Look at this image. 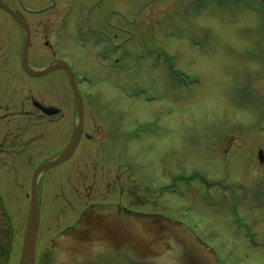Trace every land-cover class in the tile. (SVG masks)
I'll return each instance as SVG.
<instances>
[{
    "label": "rangeland",
    "instance_id": "374dc122",
    "mask_svg": "<svg viewBox=\"0 0 264 264\" xmlns=\"http://www.w3.org/2000/svg\"><path fill=\"white\" fill-rule=\"evenodd\" d=\"M194 1H135L136 10L143 7L140 26L121 69L97 64L100 49L91 42L75 38L77 44L61 48L62 55H72L68 59L84 80V103L92 108L84 114V135L72 161L45 173L42 201L51 199L52 207L43 212L35 264H42L51 237L69 217L88 203L120 201L138 213L197 225L220 264H264V9L253 0H198L199 11L188 10ZM38 37L35 49L42 45ZM22 42L18 29L13 43L21 49ZM44 63L35 60L34 66ZM9 72L10 87L0 92L12 116L9 126L22 121L14 115L19 104L34 109L32 99L63 109L57 121L73 120L65 76L26 82L16 60ZM71 108L65 117L64 109ZM54 125L46 124L43 157H32L21 176H1L7 184L3 205L17 236L13 253L1 254L0 264L18 263L31 173L62 141V129L54 133ZM6 129L14 128L1 133ZM55 184L73 202L68 207L58 203L62 193ZM234 216L247 226L246 235Z\"/></svg>",
    "mask_w": 264,
    "mask_h": 264
},
{
    "label": "flooded vegetation",
    "instance_id": "af4514ba",
    "mask_svg": "<svg viewBox=\"0 0 264 264\" xmlns=\"http://www.w3.org/2000/svg\"><path fill=\"white\" fill-rule=\"evenodd\" d=\"M127 1L129 3H127ZM135 1L137 0H4L5 3L20 10L27 23L29 24L31 39L28 58L31 66L35 69H42L48 67L51 63L57 60H63L71 66L73 72L76 75L78 86L84 80L80 77L77 69L68 59L71 58L72 55H62L60 53L61 48L70 47L77 44L75 38L80 40L79 42H91L94 44L95 48L100 49V52L96 54L97 56L95 58L97 64L102 65L103 68H105V66L108 67L111 64L113 67L112 69H121L119 67L123 66L124 59H126V57L128 56L126 52L127 43H129L134 36L136 37V27H138V25L140 26L139 15L143 7H140L136 10V8L134 7V4H136ZM153 1L156 0H151L150 3L152 4ZM196 1L198 0H195L192 3L190 9L188 7L187 9L190 11H199V6L196 4ZM253 2L262 4V7H260V9H264V0H253ZM134 9L136 10V15H134L133 19H129V16L132 15L131 13L135 11ZM37 26L41 29L40 32H37L35 30ZM18 29L23 37L21 49V46H16L13 43L14 36L18 33ZM36 33L38 36H40V38L38 37V40L40 39L42 45L38 44V48L36 47L35 49V46L33 47V41H36ZM126 33L128 34V36H125ZM25 36L26 34L24 30L16 21V19L7 10L0 7V92L4 93V91H7L10 87V77L12 76V74L11 72H9V65H11L13 61L16 60L21 64V79L26 82H30L31 80L36 81V79H43L50 75L56 76L60 74L65 76L69 81V88L71 89V94L73 95L72 97L74 100L75 115L73 120H70L71 118H63L61 119V121H57L55 117H57L58 115H62L63 109L53 105H45L40 101H37L36 99H32L31 104L34 109H29V104L26 105L25 101L17 106L19 107L18 109L20 113L16 112L14 114L16 117H22L21 122L27 123H22L23 125H21L20 121H16L14 122L15 124L9 126L8 124L12 123L11 121H9V117H12L11 113L5 112L7 111V108L4 104L0 103V111H3V114H0V130H2V128L4 127L14 128L6 129L5 131H3L4 133L2 132L3 135L0 131V200L2 201V203H4V205L6 203V199L1 192L3 190V187H5L7 184L6 181L4 182L1 176L9 174H16L15 176H21L22 174H25L24 171L30 167V159H32V157H34L36 154L39 157L44 156V139L45 136L49 134L46 129V124H55L53 126L54 133L56 128H60V130L62 129V141L58 145V150L55 151L52 156L48 157V159L51 160L59 156L64 151L72 137L78 111L74 93L70 84L69 74L64 69H57L44 76L38 77L31 76L25 71L22 65ZM87 37H89V39ZM14 50L17 51V54H14ZM35 60L43 61V63H45L42 66H34ZM38 83L41 84V82ZM98 106L93 105V107ZM87 107L84 103V114L88 110ZM90 107L92 108V106ZM42 108H53L56 109L57 112L50 115L47 114ZM72 112V108L70 111H68V109H64L65 117L66 113L67 116H71ZM29 116L32 117V120H25V118L28 119ZM2 118H8V120L3 121ZM83 124V133L75 152L67 161L59 164L54 168H57L66 163H70L74 158L77 150H79L78 148L84 135L86 125L85 119L83 121ZM109 152L111 155L112 152ZM122 153H120V158L124 154ZM45 162L46 161L38 164L31 173L32 178L30 179L29 193L27 194L30 203L34 172L40 165ZM45 173L38 179L37 186L40 205L39 232L42 227L44 210L46 209V207H52V205H50L51 199H45L44 204L42 201V189L44 190L43 179ZM25 183L26 185L21 182L22 188L28 186L27 180L25 181ZM57 185L62 187L60 183H57ZM57 185L55 184V190L59 193H62V189ZM16 187L18 188L19 186ZM65 196L66 195L62 193L58 198V203H61V205L65 203L64 207H68L73 202L71 200L65 199ZM97 204L100 205H95V203H88L79 213V215H77L76 217H69L67 219V223H65L66 225L62 227L53 237H51L49 250L42 253V264H59L54 258V255L56 254L54 245H56V243L53 241V239L60 236L66 230L78 228L80 226L79 220L81 219V216L85 210L94 209L96 211L102 212L103 210L105 211L112 208H126L125 205L121 203V201L116 203L109 202ZM233 221H236L235 225L237 229H240L239 231H242L244 235L248 233L245 223L237 220L236 217L233 219ZM183 224L187 228H189V230H191L193 234L198 236L203 242L210 245L207 236H203V233L199 231L197 225L192 226L188 222H185ZM16 233L17 231L13 228V234L11 238H8L11 239V242L9 243V240L0 242V255L7 254L8 252L7 256L9 257L13 253L17 236ZM253 235H255L254 232ZM77 262L78 258H74L69 264H76ZM124 262V259L120 257L116 252L102 251L100 256L98 255L96 258L91 259V261L82 262L79 264H125Z\"/></svg>",
    "mask_w": 264,
    "mask_h": 264
},
{
    "label": "water",
    "instance_id": "95a60500",
    "mask_svg": "<svg viewBox=\"0 0 264 264\" xmlns=\"http://www.w3.org/2000/svg\"><path fill=\"white\" fill-rule=\"evenodd\" d=\"M0 7L7 10L19 23L26 36L22 65L31 76H44L54 70L64 69L70 77L74 91L77 118L72 137L64 151L54 159L40 165L34 172L31 203L25 226L21 252L17 264H35L37 238L40 227V205L37 192L38 179L49 169L67 161L75 152L83 133L84 104L70 65L57 60L48 67L35 69L31 66L28 51L31 39L29 24L22 12L0 0ZM47 114L56 109L42 108ZM263 161V151L259 152ZM80 226L64 231L53 239L54 258L59 264H76L91 261L102 251L116 252L125 264H218L215 251L182 222L156 213H138L127 208H112L102 212L87 209L79 220ZM13 228L0 200V242H11ZM5 244V243H3ZM8 254V252H7ZM80 257V258H79Z\"/></svg>",
    "mask_w": 264,
    "mask_h": 264
}]
</instances>
